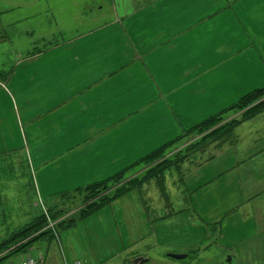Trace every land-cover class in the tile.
I'll return each instance as SVG.
<instances>
[{
  "label": "crops",
  "instance_id": "0c3cea01",
  "mask_svg": "<svg viewBox=\"0 0 264 264\" xmlns=\"http://www.w3.org/2000/svg\"><path fill=\"white\" fill-rule=\"evenodd\" d=\"M37 25L45 32L40 37L45 49L31 58L37 59V71L18 89L17 103H28L25 111L48 120L49 141L58 144L50 156L98 142L111 130L120 135L128 123L136 128L147 120L150 135L136 144L134 156L120 157L139 159L199 122V46L205 40L202 55L209 62L230 58L238 38L251 44L247 31L264 40V0H54L45 9L37 7ZM63 31L70 35L53 42L50 32ZM212 39L223 41L219 52L208 49L219 46ZM8 131L0 119L1 151L9 140L16 141ZM243 154L237 161L227 150L199 166L195 177L180 183L178 201L144 216L145 235L138 225L124 238L119 232L108 234L103 224L80 226L61 235L68 248L64 245L61 260L54 251L51 264H111L123 255L132 264H264V231L256 222L252 229L253 220L227 215L250 198L260 204L264 195V156ZM201 156L195 152L190 159ZM198 179L199 184L192 182ZM222 218L227 224L219 233L213 223ZM235 252L243 256L241 262ZM138 258L145 261L135 262Z\"/></svg>",
  "mask_w": 264,
  "mask_h": 264
},
{
  "label": "rangeland",
  "instance_id": "374dc122",
  "mask_svg": "<svg viewBox=\"0 0 264 264\" xmlns=\"http://www.w3.org/2000/svg\"><path fill=\"white\" fill-rule=\"evenodd\" d=\"M42 1L46 5L41 4L40 0L38 5L37 0H0V119L4 124H8V134L16 138V141L9 140V149L7 146L2 149L4 151L0 150V236L6 235L14 227L29 220V213L35 210L34 206H39L37 207L38 214L39 211L45 212L48 218L43 230L37 232V241L28 247V251L13 254L1 264H14L27 253L35 256L43 255L45 261L47 258L50 259L51 264L54 251H58L56 257L61 260L60 252L63 253L64 245H67L66 236L64 235L63 243L60 240L61 235L80 226L83 228L84 225L85 229L89 225H106L105 230L108 234L115 235L116 232H119V236L122 235V238H124V233L130 232L131 226L138 225L141 227L139 233L145 235L147 228L142 223L145 220L144 216L148 217L149 214L154 216L160 213L159 210H162L164 205H171L173 200L178 201L182 193L180 183L184 182V179L189 182L190 178L199 173V166H203L214 156H221L227 150L231 156L236 157L237 161H240L239 158L244 155L243 152L246 155L256 156L258 159L264 156L263 106L249 119L237 124L227 135L220 138L214 136L215 140L210 138V142L207 141L204 147L199 148L203 151L194 148L196 150L188 152L187 157L183 153L185 155L183 159L184 155L180 153L186 152V146L199 140L207 130L200 135L195 132L189 133L169 148L164 156L149 164L139 162L134 165L141 158H120L123 154L134 156L136 144L150 135L151 129L146 123L147 120L140 122L136 128L128 123L123 126L120 135L117 134L116 129V133L111 130L109 135L101 137L98 142L88 145L79 144L82 146L81 149H76L79 147L77 145L76 148L71 149L72 151L69 150L61 156L59 155L58 158L51 157L48 151L58 144L49 141L53 129L50 131L46 126L48 120L37 119V116H34V110L25 111L23 108L28 103L21 101L19 104L17 103L19 101L18 89L24 85V80L29 75L37 71V59L31 58L37 55V52L45 49L44 40L40 38L45 32L37 30V7L45 9L48 2H54V0ZM203 33L206 35L210 32L201 34ZM246 33L253 35L250 40L251 44L246 46L247 41L237 37L240 41L236 40V45L230 47V50H235L230 58L221 56L218 61L216 59L214 62H209L207 61L208 57L202 55V52L206 51L204 46L206 40L202 47L199 46V122L195 125L234 106L244 96L264 86V40L253 39L254 31ZM69 35L64 31L61 34L50 32L53 42L61 41L62 38L65 39ZM222 42V40L212 39L210 43L213 46L217 47V44L219 46L214 49L209 45L208 49L219 52ZM232 57L235 62L229 63ZM228 69L231 72L230 76ZM189 71L192 70H188L187 73ZM35 76L37 77V74ZM262 100H264V96L259 99V101ZM255 103L254 101L250 106ZM224 104L226 105L225 109L219 110L218 106ZM245 109L246 107L227 109L224 114V122L241 121ZM191 127L183 128L179 135ZM106 130L109 132L110 129L106 128ZM56 132L57 127H54V133L56 134ZM155 135L152 134L154 139ZM170 135L171 133L168 132L162 139ZM119 136L120 144L117 143ZM21 137H23V141ZM127 137L129 143L126 144ZM15 146V150H12L11 148ZM18 146L21 147L18 148ZM120 149L121 151L118 153ZM235 151L238 154L235 155L233 153ZM195 152L202 154L201 160L199 157L195 161L190 159ZM175 155H179L181 162L166 168L161 180H157L155 177L145 182L142 180L149 168L165 158L175 159ZM117 174H120L118 175L120 178H115L107 183L109 194L115 188L129 181L134 185L133 189L85 219H80L83 208L98 197L93 196L87 199L90 195L84 191L83 187L100 181L104 182ZM192 182L199 184V179ZM263 192L264 190L260 193L264 194ZM103 194H105L104 191ZM260 198H262L260 204L258 200L257 203L254 202L256 198L246 200L243 205L238 202V205L231 208L233 213L227 214L228 217L234 215L233 218L244 221L253 220L254 222H251L252 229L256 222L255 227L264 231V195ZM225 224H227L225 218L213 223L219 233L222 230L220 228ZM245 224L243 225L245 226ZM251 225H247L245 229L250 230ZM85 229L84 231L87 233ZM122 245H126L124 248L127 247V243ZM51 252L52 255H50ZM233 255L239 262L241 259L243 260V256L239 252H235ZM128 258L129 255H123L116 261H112L111 264H132ZM263 261L264 256L261 255L260 262Z\"/></svg>",
  "mask_w": 264,
  "mask_h": 264
},
{
  "label": "trees",
  "instance_id": "16d2710c",
  "mask_svg": "<svg viewBox=\"0 0 264 264\" xmlns=\"http://www.w3.org/2000/svg\"><path fill=\"white\" fill-rule=\"evenodd\" d=\"M262 96H264V86L261 87L260 89L250 92L249 94L244 96L239 102H237V104H235L236 106L234 105L235 107H237V109H243L246 107L245 109L246 111L241 121L230 120V122L228 121L224 122V114L227 111V109H232L235 107L231 106L230 108H226L217 115L210 117L205 122L189 128L183 134L166 142L162 146L158 147L151 153L147 154L146 156L138 160V162H135L134 165L138 164L139 162H144L149 164L154 160L158 159L159 157L164 156V154L169 148H171L175 143L179 142L183 137H186L189 133L195 132V133H199L200 135L203 134L205 130L209 131V132L206 131L207 133L205 132V134H203L199 140L187 145L185 148L186 152L180 153L182 155L186 154L187 157L188 152L196 149L198 150L200 147H204L206 145L205 143H207V141H209L210 138H212V140L216 139L214 136L220 138L224 135H227L233 130V128L237 124L241 123L242 121H245L246 119H249L253 115V113L258 112L261 108H263L264 100L259 101L260 97ZM254 101L256 103L253 106H250L251 103L253 104ZM210 128L213 129L209 130ZM199 151H203V149H199ZM175 156H176L175 159L165 158L157 165L153 166L152 168H149L142 180L145 182L146 180H149L150 178L153 177L157 178V180L158 179L161 180V178H163L164 176L163 171L166 168L172 166L175 163L177 165L179 162H181L179 155H175ZM183 157H185V155L182 156V159ZM118 175L120 174L112 176L107 180H105L104 182L100 181L98 183L88 184L85 187H83L84 191L90 195L87 197V199L93 196L95 197L98 196V197H96L93 201L88 203L85 208H83L84 210L82 211V215L80 219H85L90 214L107 206L108 204L113 202L116 198H119L123 194L133 189L134 185L131 184V181H129L128 183H125L122 186L115 188V190L111 194H109L110 191H107L109 189L107 183L109 181H113L115 178H120V176ZM103 191L105 194H103ZM34 207L35 210L29 213V218H28L29 220H27L26 222H24L23 224L17 227H14L11 231L7 230L8 233L6 235L0 236V264L3 263L5 259H7L13 254H18L24 251L25 252L28 251L29 249L28 247L32 246V244H34L37 241L36 238L37 232L43 230V228L45 227L48 221V218L45 212L43 213L39 211V214L37 213V207L39 206L37 207L34 206ZM3 252L5 253L1 255V253Z\"/></svg>",
  "mask_w": 264,
  "mask_h": 264
},
{
  "label": "built area",
  "instance_id": "2783aa9c",
  "mask_svg": "<svg viewBox=\"0 0 264 264\" xmlns=\"http://www.w3.org/2000/svg\"><path fill=\"white\" fill-rule=\"evenodd\" d=\"M44 262L45 258L43 255L35 256L31 253H27L14 264H44ZM75 264H81V262L77 261Z\"/></svg>",
  "mask_w": 264,
  "mask_h": 264
},
{
  "label": "water",
  "instance_id": "95a60500",
  "mask_svg": "<svg viewBox=\"0 0 264 264\" xmlns=\"http://www.w3.org/2000/svg\"><path fill=\"white\" fill-rule=\"evenodd\" d=\"M170 256H172V257H176V258H182V257H185L186 256V254H177V253H171V254H169ZM137 261H145V258H138L135 262H137Z\"/></svg>",
  "mask_w": 264,
  "mask_h": 264
}]
</instances>
